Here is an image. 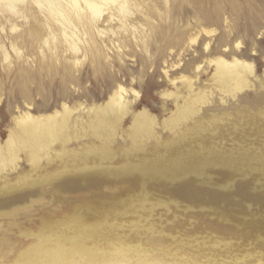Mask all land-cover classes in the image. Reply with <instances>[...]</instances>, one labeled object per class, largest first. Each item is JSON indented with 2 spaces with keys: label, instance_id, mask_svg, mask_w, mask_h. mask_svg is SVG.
Returning a JSON list of instances; mask_svg holds the SVG:
<instances>
[{
  "label": "rangeland",
  "instance_id": "rangeland-1",
  "mask_svg": "<svg viewBox=\"0 0 264 264\" xmlns=\"http://www.w3.org/2000/svg\"><path fill=\"white\" fill-rule=\"evenodd\" d=\"M61 2L67 5L68 1ZM156 4L160 8L156 12L137 15L134 20L152 23L154 31L148 24L139 25L138 32L132 28L125 32L117 22L109 28L99 24L100 29L109 30L97 35L99 52L89 53V28L83 22L75 20L78 29L68 30L69 35L78 33L81 40L75 50L61 36L65 26L53 20L45 6L34 0L14 5L0 1V139L6 156L8 139H23L20 119L59 115L60 127L66 109H85L86 120L90 117L95 124L97 115H90V111L98 113L119 87L128 91L129 101L134 102V95H138V101L120 125L113 144L118 152L132 147L130 128L144 111L158 123L155 132L159 140L149 141L147 146L153 149L158 143L172 142L174 134L166 128L167 122L191 106L194 98L206 96L207 102L200 106L197 116L188 118L185 128L189 130L220 123L216 130L224 134L226 124L242 131L238 123L244 127L246 121L264 115V0L195 4L169 0L168 11L179 14L167 22L160 18V13L166 12L165 1L157 0ZM202 8L220 21L206 25ZM35 27L41 29L39 37L31 33ZM40 36H55L56 40L45 43ZM140 36L146 37L148 47ZM219 60L251 66L253 72L246 74L250 87L232 96L220 89ZM168 94L180 99L165 97ZM224 144L226 150L232 147L229 138ZM100 145L85 138L71 141L67 150L84 152ZM259 148L253 147L252 152ZM60 150L61 146L55 144L49 157L53 160ZM42 155V166L48 168L47 156ZM32 170L30 153L21 151L14 170L8 169L0 180L5 176L15 182ZM206 174V180L190 177L177 183H147L151 196H160L165 203L152 208L161 224L154 232L142 229L132 213L119 208L131 195H141L143 182L139 174L119 181L90 176L86 185L79 179L70 183L63 195L33 198L31 209L0 218V264H16L22 253L40 244L42 234L48 236L62 229L61 233L69 236L82 230L71 221L78 208L88 210L85 227L90 232L86 244L98 251V260L103 264H112L114 255L122 256V264H211L224 246L238 247L240 253L251 257L252 264L261 260L264 264V184L258 183L262 176L243 175L224 167L208 168ZM115 192H119L117 197L112 195ZM190 193H194V199H190ZM101 214L106 215L103 221ZM118 226L136 228L131 232ZM14 243L22 246L16 255L10 252ZM75 260L89 264L87 258L76 256ZM99 261L95 264H101Z\"/></svg>",
  "mask_w": 264,
  "mask_h": 264
},
{
  "label": "bare ground",
  "instance_id": "bare-ground-1",
  "mask_svg": "<svg viewBox=\"0 0 264 264\" xmlns=\"http://www.w3.org/2000/svg\"><path fill=\"white\" fill-rule=\"evenodd\" d=\"M0 1H9L14 5L25 0ZM67 1V5H64L61 0H34L46 7L53 20L65 26L61 36L64 40L69 41L75 50L78 48L77 41L81 40L78 33L72 32L69 35L68 30L78 29L75 20L79 23L83 22L89 28V34H87L90 36L89 42L91 43L88 49L89 53L99 52L96 39L99 35L107 34L106 31L109 30L100 29L99 24L103 28L104 26L109 28L114 22H117L119 29H124L125 32H128V28L138 32L139 25L143 27L148 24L150 31H154L155 25L135 22V16H149L160 9L156 4L157 0ZM164 1L166 12L160 13V18L167 22L173 16H178L179 13L169 12L167 7L169 0ZM181 1L195 4V2L212 3L214 0ZM201 12L207 20L206 25H213L211 23L216 24L220 21L218 18H212V15L203 8ZM216 12L218 16H221L219 11ZM38 28L35 27L31 33L39 37L41 29ZM44 38V36H40V39L45 43H48L49 40L54 43L56 40L55 36ZM145 38L140 36V40L148 47V41ZM100 60L98 59V61ZM217 67V85L220 89H225L229 96L250 87L246 74L253 72L251 66L240 64L238 61L229 64L225 60H219ZM191 86L190 84V88ZM128 95L129 93L124 87H119L117 94L112 91L106 100L105 107L100 108L98 113L94 110L90 111V115H97L98 121L95 124L90 120V117L86 120L85 109L79 111L66 109L60 127L57 126L59 115L44 119L29 115L20 119L18 127L22 130L23 139L17 141L14 136L8 139L7 156L0 139V175L5 174L8 169L14 170L21 151L30 153L33 170L30 174L19 177L15 182L5 176L0 180V218L17 216L22 211L31 209L29 203L33 198L41 199L46 196L53 198L56 195L65 194L70 187L69 184L76 182L77 179L81 180L82 185H86L90 176H104L119 181L122 178L139 174L143 182L141 195H131L128 203L119 205V208L132 213L143 226L142 229L154 232L161 224L156 221L152 208L161 204L165 206V203L161 201L160 196L155 198L151 196V192L146 187L147 183L151 181L163 180L177 183L187 181L190 177L206 180L208 168L224 167L243 175L259 173L262 180L258 183L264 184V115L246 121L244 127L238 123V128H242V131L234 130L233 126L226 124L227 131L224 134L217 131L221 127L220 123H213L208 127L201 125L189 130L185 128L188 118L197 116L200 106L207 102L206 96L194 98L191 106L181 109L174 119L167 122L166 128L174 134L172 142L158 143L153 149L147 146L149 141L159 140V136L155 132L158 123L155 117H151L147 111H144L136 117L130 128L132 147L118 152L113 148V144L119 137L120 125L131 114V109L136 108L138 101V95H134V102L129 101ZM165 97L180 99V96L176 94H168ZM221 125L223 126V124ZM85 138L98 141L101 147H89L84 152L67 150V145L71 141H80ZM225 138H229V141L232 142V147L228 150L225 148ZM260 141L261 144H259ZM55 144L60 145L61 150L55 153L52 160L49 154ZM253 147L259 148L255 149L256 153L252 152ZM42 153L47 156L48 168L42 166ZM66 178L73 179L67 183L63 181ZM119 192L121 191L119 190ZM118 193L115 192L112 195L117 197ZM189 196L190 199L195 197L194 193H190ZM87 211L84 208H78L71 220L82 230H75L69 236L61 233L62 229L59 231L57 229V233L48 236L46 233L42 234L40 244L22 253L16 264H80L75 260L76 256L87 258L89 264L97 263L99 261L98 251L89 248L86 244L89 240L88 232H90V229L85 227ZM105 217L106 215L101 214L100 220L103 221ZM10 225L15 224L10 223ZM121 228L124 231L131 230L132 232L136 226L131 228L118 226L119 230ZM22 235L29 237L25 233ZM10 249V252L16 255L22 246L20 243H14ZM217 253L219 256H217L216 262L211 264H252L253 262L250 256L240 253L238 247L224 246ZM113 258L112 264L124 262L121 255L116 257L114 255ZM261 262L262 260L256 264H262ZM103 263L101 262V264Z\"/></svg>",
  "mask_w": 264,
  "mask_h": 264
}]
</instances>
